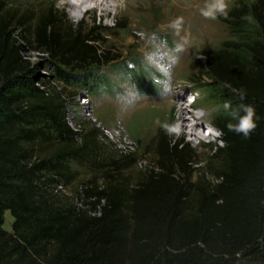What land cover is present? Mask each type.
Instances as JSON below:
<instances>
[{
	"label": "trees",
	"instance_id": "trees-1",
	"mask_svg": "<svg viewBox=\"0 0 264 264\" xmlns=\"http://www.w3.org/2000/svg\"><path fill=\"white\" fill-rule=\"evenodd\" d=\"M5 2L0 0V264H264V0L235 3L225 19L231 37L222 49L203 52L194 74L232 99L216 119L224 145L208 154L212 181L207 170L199 171L195 151L159 128L156 162H149L142 180L84 187L85 208L69 209L49 202L56 196L50 189L71 177L67 163L82 158L90 134L82 138V130L70 127L69 99L57 88L96 95L113 87L100 67L117 58L104 47L94 18L91 25L73 24L53 4H43L36 16L32 10L19 15ZM249 19L261 36H251ZM28 49L49 54L52 80L27 60ZM242 106L255 109L257 127L248 137L227 128L238 123L233 112L244 115ZM39 144L54 147L41 158L35 155ZM197 172L203 179L188 182ZM6 211L13 217L10 233L3 229Z\"/></svg>",
	"mask_w": 264,
	"mask_h": 264
},
{
	"label": "rangeland",
	"instance_id": "rangeland-1",
	"mask_svg": "<svg viewBox=\"0 0 264 264\" xmlns=\"http://www.w3.org/2000/svg\"><path fill=\"white\" fill-rule=\"evenodd\" d=\"M5 1L7 7L19 15L32 10L36 16L43 4H53L58 11H64L73 24L83 21L91 25L94 18L103 28L104 47L117 58L100 67L113 87H102L96 95L58 85L57 90L61 88L69 99L70 127L82 130V138L90 135L82 158L67 163L71 177L59 179L50 189L56 193L48 199L54 207L85 208L79 192L94 184L108 186L113 180L128 186L137 184L144 178L149 162H156L153 142L159 128H165L175 139L188 144L195 151L199 171L207 170L206 179L212 181L208 165L213 159L208 160V154L224 145L219 142L221 133L216 128V119L232 106L228 92L217 93L213 86L198 83L194 76L201 54L222 49L223 43L231 37L227 17L218 15L213 20L201 14L212 0H113L106 11L87 5L88 9L79 15L67 0ZM237 1L225 0L227 13ZM244 1L249 5L255 0ZM116 21L126 28L116 29ZM247 29L252 37L261 36L255 20H248ZM25 56L38 67L41 75H49L52 80L53 62L49 54L28 49ZM124 68H129V72ZM55 85L50 83V86ZM143 88L147 92H143ZM182 100L188 104H196L197 100L195 112H208L199 129L204 136L202 140L178 130L180 123L175 121L173 104L179 105ZM184 119L185 123L194 122L191 113L185 114ZM80 144L77 137L75 146ZM53 147L39 144L35 155L45 158ZM174 172L179 173L177 169ZM108 174L113 179L110 180ZM200 179L203 177L198 172L187 176L188 182ZM12 223L13 217L6 211L3 229L10 233Z\"/></svg>",
	"mask_w": 264,
	"mask_h": 264
},
{
	"label": "bare ground",
	"instance_id": "bare-ground-1",
	"mask_svg": "<svg viewBox=\"0 0 264 264\" xmlns=\"http://www.w3.org/2000/svg\"><path fill=\"white\" fill-rule=\"evenodd\" d=\"M67 2L72 5V7L77 11V14L79 15L88 9L87 5H89V7L91 6L92 8H100L106 11L109 6H112L111 4L113 0H67ZM195 102L196 104H188L184 100H182L179 105L173 104V112L175 121L180 123V126L178 128L180 132H185L197 140H202L204 136L199 129L202 128V123L207 119L208 112L204 110L202 113H196L195 109L197 106V100ZM188 113H191L194 122H184V120H186L184 119V115ZM209 136H211V134Z\"/></svg>",
	"mask_w": 264,
	"mask_h": 264
},
{
	"label": "clouds",
	"instance_id": "clouds-1",
	"mask_svg": "<svg viewBox=\"0 0 264 264\" xmlns=\"http://www.w3.org/2000/svg\"><path fill=\"white\" fill-rule=\"evenodd\" d=\"M228 5L225 0H212L202 9L201 14L208 19H216L218 15L227 17ZM227 107V106H226ZM244 115L240 116L237 112H233L231 115L233 118L238 117L237 124L229 123L227 128L229 131H233L237 134H243L248 137L252 131L257 127L255 117V109L251 106H242Z\"/></svg>",
	"mask_w": 264,
	"mask_h": 264
},
{
	"label": "built area",
	"instance_id": "built-area-1",
	"mask_svg": "<svg viewBox=\"0 0 264 264\" xmlns=\"http://www.w3.org/2000/svg\"><path fill=\"white\" fill-rule=\"evenodd\" d=\"M58 187H61V186H58ZM57 190H55V192H56Z\"/></svg>",
	"mask_w": 264,
	"mask_h": 264
}]
</instances>
